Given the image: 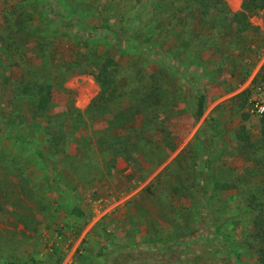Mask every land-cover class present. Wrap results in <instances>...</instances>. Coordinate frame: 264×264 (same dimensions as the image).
I'll return each mask as SVG.
<instances>
[{
  "label": "rangeland",
  "instance_id": "obj_1",
  "mask_svg": "<svg viewBox=\"0 0 264 264\" xmlns=\"http://www.w3.org/2000/svg\"><path fill=\"white\" fill-rule=\"evenodd\" d=\"M150 1L0 0V264H263L264 147L260 114L252 111L262 78L250 100L224 106L211 121L218 103L208 97L197 120V89L174 82L182 97L163 92L167 109L147 124L131 112L142 95L134 67L140 57L129 53L146 48L140 19ZM224 1L230 12L243 10L244 0ZM249 15V22L264 26V9ZM72 22L94 35L90 42L65 36ZM219 23L212 34L223 40H203L191 27L180 36L210 60L199 71L208 96L218 76L208 52L213 42L227 52L234 41V51H255L241 34L232 37V24L224 30ZM109 30L123 35L128 51L115 53L122 72L112 78L122 88L113 94L109 122L126 111L127 128L111 124L121 139L114 141L116 152L103 154L105 110L89 106L101 92L97 76L109 73L102 67L114 52L104 42ZM259 54L248 60L239 52L222 65L242 60L253 71ZM27 86L32 90L24 94ZM48 91L49 107L36 110ZM244 114L251 118L240 120ZM155 131L152 144L148 135ZM100 239L108 245L107 261Z\"/></svg>",
  "mask_w": 264,
  "mask_h": 264
},
{
  "label": "trees",
  "instance_id": "obj_2",
  "mask_svg": "<svg viewBox=\"0 0 264 264\" xmlns=\"http://www.w3.org/2000/svg\"><path fill=\"white\" fill-rule=\"evenodd\" d=\"M165 1L166 3H164V5L153 0L150 1V4H145V7L141 11L142 17L140 21L141 24L145 22L144 29L146 31L143 34L148 37L146 48H140L135 51H132L129 48L131 50L129 53L130 56L134 58L137 56L140 57V60H137L138 65H134V67L136 70L137 81L139 83L137 89L140 87L137 92L139 95H142L139 103L136 105L131 104L134 106L131 112L136 116L143 115L145 121H147L146 123L149 125H152L151 123L154 119V114H157L158 111L167 109L164 108V105L167 104V102L163 101V95L161 96L163 92L166 93L167 96H169V94L173 95V93L175 96V92H178L177 98L180 99V97H182V94H179V92L181 93V90L174 89V82H177V84L179 82H183V84L185 83L188 88L197 89L198 95H196V98L192 100V103H194L195 106L194 112L196 119L199 120L205 113V108L208 104V97L205 91L200 87L201 74L199 71L205 65H207L210 60L207 61L206 53L203 54L201 52L196 54L193 52L190 46L181 43V34L187 35V30L191 27L193 30L192 32L194 33L197 31L198 35H200L203 40L208 41L211 37H214V39H219V36L222 35L220 32L212 34L214 29L213 25L216 21H219L221 26L226 22L231 23V27L235 29L238 34H243L247 31H252V33H255L256 31H253L251 23L249 22V14L252 13L253 15L254 13L264 9V0H244L243 10L238 14L231 13L224 0ZM195 6H198L200 10H198ZM134 22H138V17L134 19ZM235 24H237V26ZM228 25L230 26V24ZM69 26H72L74 29L70 31L68 28V31H66L64 34L65 36H73L79 41L78 44H84L82 41H86V43L90 42L94 37L92 33L87 34V32L77 28L73 22ZM109 32L111 36L109 35L110 38L109 36L108 38H105L104 42L110 41V48L114 52L113 54L110 52L108 53L102 66L103 70H109V73L106 75L107 72H103V78L101 75L97 76V80L101 86V92L89 106L90 111H95L98 107H103L105 110L103 119L107 121V127L105 128V132H103V134L100 136L102 137L104 143L99 142L98 144V149L103 151V154L106 152L111 154L112 151L116 152L114 141L121 139V137L115 136L113 125L111 124L119 123L116 126L117 129L126 130L127 128L125 126L127 121L123 116L125 115L126 111H124L121 115L123 118L119 116L116 117L113 122H109V120H111L110 116H112V114L109 112L112 110L110 102L114 97L113 94L119 92V90L122 88L121 83L116 80L115 77L112 78V73H116L121 70V67L118 65L117 55L115 53L119 52V54H121L123 52L124 54H127L128 52L125 48L126 45L123 35L113 30H109ZM168 38H171V41L168 40ZM253 42L256 43V40L254 41L253 39ZM90 46L91 45L88 44L86 48H89ZM215 47L216 44L213 42L208 52L214 51L213 49H215L216 51H214L212 55L217 57L219 51L217 47ZM143 59L148 61L146 62L148 63L147 66L145 63H141ZM261 78L262 80L260 84H264V65L256 75L250 88L239 94L237 99L246 97V101L250 100V93L253 88L257 87ZM144 89L146 91H143ZM31 90L32 88L27 86L24 88L23 93L28 94L31 92ZM102 99L104 101H102ZM146 99H148L149 104L147 107H144L143 103ZM49 103L50 92L48 91V94H42L36 103V110H46L49 107ZM128 111H130V109ZM149 112L152 113L151 116L149 115ZM260 124L261 143L264 147V113L260 116ZM138 130H136V132H138ZM139 131L141 134H143V137L146 136V131L144 129H140ZM155 134H157V131H155L153 134H150V136L148 135V138H150L152 144H156V141L153 139ZM238 136L242 140H247L248 144H250L249 137L246 135L243 137L240 135ZM143 137L140 138L138 135L136 136V138L140 139V141L144 139ZM133 146L134 145L131 144L133 149H137ZM76 210L80 211L78 207ZM221 238L223 237L220 234L216 236V240L219 242H221ZM196 244L198 243L194 242V245ZM107 246L108 245L104 244V239H100L98 248L100 254L106 258V261L110 255ZM260 260L261 263L264 264V249L260 252Z\"/></svg>",
  "mask_w": 264,
  "mask_h": 264
},
{
  "label": "crops",
  "instance_id": "obj_3",
  "mask_svg": "<svg viewBox=\"0 0 264 264\" xmlns=\"http://www.w3.org/2000/svg\"><path fill=\"white\" fill-rule=\"evenodd\" d=\"M231 13H233L231 11ZM239 12H236L234 14H238ZM251 23V22H250ZM231 23H224L222 26V29L226 30L227 28H229V25ZM251 26L253 28V31H256L255 33H252V31H247L244 32L243 34H241V36H239L240 34H238L235 29L232 28V37L236 35L239 37H243V41L242 43L244 45H246V42L248 40V43L253 44L255 46V51L254 50H247L245 51V49H241L239 51H234V45H235V41L234 44H232L231 49L232 52H227L225 50V47L223 44H216V47L218 49V54L217 57L213 56L214 60H216L215 62H213V73H215L216 75H218L215 79V81L213 82V84L210 86V88H207V93H209V96L207 95V97H209L210 99L215 100V103H218V105L216 106V108L213 110V113H211V118L210 121L212 119H214L212 117V115H214L219 109H223L225 108L224 106H228L229 104L231 105L233 102L239 101L241 99H237V96H239V94H241L244 90H247L248 88H250L253 80L255 79L256 75L259 73H255V71H257V66L260 63V65L263 63L264 61V26H256L253 23H251ZM251 32V33H249ZM225 35V34H224ZM222 40H223V36L220 35ZM237 38V37H236ZM256 40V43L253 42ZM212 46V44H211ZM215 47V48H216ZM214 51H216L215 49H213ZM214 51H210L211 53H213ZM241 52V59L243 58H248L249 55L251 58H248V60H252L253 58L255 59L256 57V53H260L259 54V59H258V64L257 66L253 69V71H250V69H246L244 68V62L241 60L238 64H234L229 63L225 66L222 65V61L223 59H226L227 57L231 56V58L233 57H237V54ZM249 52V53H248ZM208 59V56H207ZM263 66V65H262ZM261 69V67H260ZM225 71V72H224ZM225 73V74H224ZM226 77V78H224ZM246 117V120L248 118L247 115H241L240 120L246 121L244 120V118ZM251 117L249 116L248 120ZM247 120V121H248ZM260 123V122H259ZM261 125V124H260ZM250 138V137H249Z\"/></svg>",
  "mask_w": 264,
  "mask_h": 264
},
{
  "label": "built area",
  "instance_id": "obj_4",
  "mask_svg": "<svg viewBox=\"0 0 264 264\" xmlns=\"http://www.w3.org/2000/svg\"><path fill=\"white\" fill-rule=\"evenodd\" d=\"M252 111L259 113L260 116L264 113V90L262 91L259 100L254 103Z\"/></svg>",
  "mask_w": 264,
  "mask_h": 264
}]
</instances>
